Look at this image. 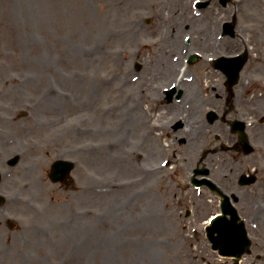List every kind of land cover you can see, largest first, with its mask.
Listing matches in <instances>:
<instances>
[{
  "label": "rangeland",
  "instance_id": "1",
  "mask_svg": "<svg viewBox=\"0 0 264 264\" xmlns=\"http://www.w3.org/2000/svg\"><path fill=\"white\" fill-rule=\"evenodd\" d=\"M206 1L209 16L211 10L244 16L234 24V36L217 41V29L210 33L222 53L226 42L244 49L245 40L255 39L258 31L261 40L254 49L264 57V0H227L224 6ZM189 3L0 0L4 181H10L4 173L12 171L11 182L1 184L0 191L23 197L16 213L21 223L5 229L17 241L0 239V264H233L206 240L192 239L175 206V199L188 197L196 205L204 200L189 195L183 185L194 156H187L191 147L177 125L184 103L175 120L162 111L165 104L177 105L174 98L165 103L161 94L180 66L199 90L211 73L205 60L209 51L179 19L180 5L190 12ZM230 14L218 22L232 20ZM173 20L180 43L191 36L186 53L203 54L187 66L182 44L160 54L166 36L175 35L169 33ZM254 49L249 63L257 69L261 64ZM159 58L174 63L168 73L160 69ZM16 155L20 160L10 167L5 160ZM58 158L76 165L65 188L46 179L50 162ZM39 179L48 184L35 183ZM211 212L208 206L196 209L199 220ZM259 227L252 233L258 241H252V253L242 263L262 254L256 261L264 264V241H259L264 227Z\"/></svg>",
  "mask_w": 264,
  "mask_h": 264
},
{
  "label": "flooded vegetation",
  "instance_id": "2",
  "mask_svg": "<svg viewBox=\"0 0 264 264\" xmlns=\"http://www.w3.org/2000/svg\"><path fill=\"white\" fill-rule=\"evenodd\" d=\"M209 24V36L212 37L210 33L214 29L218 31L219 26L210 27ZM211 40L202 47L203 51H209L207 57L223 54ZM238 50L235 44L224 49L230 54ZM260 64L257 69L249 67L243 71L237 83L232 86H228L226 77L213 67L209 69L210 76H205V87L200 90L195 86L196 79L185 80L188 87L183 85L180 88L179 98L180 104L184 103L179 111L182 120L177 124L184 134V140L186 138L191 147L188 149L190 153L186 152L187 156L194 154L188 160L191 169L206 172L210 182L229 194L230 200L244 218L257 223V232L261 223H264V57L260 59ZM248 70L255 74H250ZM210 89L213 90L212 94ZM238 121L245 123L243 127L248 140L246 146L240 143L236 132ZM250 178L253 182H244ZM198 179H202V176H198ZM200 189L209 191L207 185ZM211 194L213 200L206 198L210 212L212 207L208 202L213 201L218 210L220 202L215 194ZM8 212L18 211L8 209ZM5 214V211L0 210V218L4 220L2 223L8 226ZM198 217L197 214L196 220L200 221Z\"/></svg>",
  "mask_w": 264,
  "mask_h": 264
},
{
  "label": "bare ground",
  "instance_id": "3",
  "mask_svg": "<svg viewBox=\"0 0 264 264\" xmlns=\"http://www.w3.org/2000/svg\"><path fill=\"white\" fill-rule=\"evenodd\" d=\"M178 12H179V15H180V17H179L180 21L182 22V20H184V21L189 22L191 24V31L192 32L194 31V33L196 34V37L200 40L202 46H206L207 43H209V41L211 40V37L209 36L210 28L209 27L205 28V22H207V23L210 22V24H209L210 27L216 26L217 25L216 24L217 21H215L216 18L210 19V20H207V21H204L203 19L199 20V18H192L189 15V11H188V9H187L185 4L180 5V7L178 9ZM174 24H175L174 20L171 21V26H169L170 27L169 33H174L175 35L173 36L171 34L169 37L166 36V38L164 40L165 41L164 42V48H163L164 50H161V52H160L161 56L167 50L168 51L173 50L174 48H176L178 45L181 44L178 41V37H177V34H178L177 31L179 30V27L174 25ZM164 57L166 58V56H164ZM157 58H158V56H157ZM165 58H159L156 62L159 64V66L161 67L160 69L163 72H167L168 73L170 71L171 67H173L174 63L168 61ZM183 83L184 82L182 81L181 84H183ZM184 86L188 87V83H184ZM168 114H170V113L166 112V115H168ZM171 117H169V118H171ZM188 131H190V130H188ZM21 174H23V173H21ZM25 174H27V173H25ZM103 234H104L103 237L106 238L107 235L104 232H103ZM84 241L86 242V239H84Z\"/></svg>",
  "mask_w": 264,
  "mask_h": 264
},
{
  "label": "water",
  "instance_id": "4",
  "mask_svg": "<svg viewBox=\"0 0 264 264\" xmlns=\"http://www.w3.org/2000/svg\"><path fill=\"white\" fill-rule=\"evenodd\" d=\"M60 169H61V167H60ZM57 175V174H56ZM56 175H55V177L54 178H56ZM232 244V246H234V247H237L238 248V250H240V251H238L239 253L238 254H236V256H237V258L240 256V253H241V243H239V242H236V241H230L229 243H228V245H231ZM243 251V250H242ZM236 264H237V262H236Z\"/></svg>",
  "mask_w": 264,
  "mask_h": 264
}]
</instances>
